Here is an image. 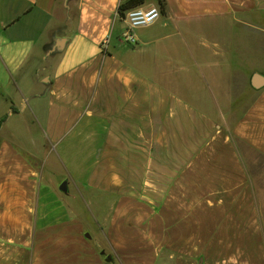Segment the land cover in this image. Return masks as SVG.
Returning a JSON list of instances; mask_svg holds the SVG:
<instances>
[{
  "label": "crops",
  "instance_id": "crops-1",
  "mask_svg": "<svg viewBox=\"0 0 264 264\" xmlns=\"http://www.w3.org/2000/svg\"><path fill=\"white\" fill-rule=\"evenodd\" d=\"M126 1L0 0V264H264V0Z\"/></svg>",
  "mask_w": 264,
  "mask_h": 264
},
{
  "label": "built area",
  "instance_id": "built-area-1",
  "mask_svg": "<svg viewBox=\"0 0 264 264\" xmlns=\"http://www.w3.org/2000/svg\"><path fill=\"white\" fill-rule=\"evenodd\" d=\"M162 16V9L159 5L137 6L125 10L124 15L120 16L126 22V29L119 35V40L131 46L138 44L136 30L154 24ZM110 40L108 35L102 46L107 48Z\"/></svg>",
  "mask_w": 264,
  "mask_h": 264
},
{
  "label": "rangeland",
  "instance_id": "rangeland-1",
  "mask_svg": "<svg viewBox=\"0 0 264 264\" xmlns=\"http://www.w3.org/2000/svg\"><path fill=\"white\" fill-rule=\"evenodd\" d=\"M248 42V41H247ZM250 47L249 43H246V47ZM237 83H233L230 86V96H217L215 103L218 104L219 110L221 113L222 111L225 114L231 115V119H236L240 109L245 107L246 103L251 99L252 96H255L256 89L253 88L251 84V77L248 76L246 79L238 77L235 80ZM224 106V107H223ZM246 157L249 159L253 157V155L246 150Z\"/></svg>",
  "mask_w": 264,
  "mask_h": 264
},
{
  "label": "trees",
  "instance_id": "trees-1",
  "mask_svg": "<svg viewBox=\"0 0 264 264\" xmlns=\"http://www.w3.org/2000/svg\"><path fill=\"white\" fill-rule=\"evenodd\" d=\"M159 1H161L160 4L163 6L162 0H159ZM144 2L145 0H128L122 3L119 8V15L120 16L124 15L125 10L140 6ZM12 111H15V108L12 109ZM8 118H9V114H6L0 118V130L2 129L4 123L8 120Z\"/></svg>",
  "mask_w": 264,
  "mask_h": 264
},
{
  "label": "water",
  "instance_id": "water-1",
  "mask_svg": "<svg viewBox=\"0 0 264 264\" xmlns=\"http://www.w3.org/2000/svg\"><path fill=\"white\" fill-rule=\"evenodd\" d=\"M65 43H66V39L63 38V39L59 40V43L57 44V47L59 49H62L65 46ZM252 85L255 88H261L262 86H264V77L259 75V74H255L252 77Z\"/></svg>",
  "mask_w": 264,
  "mask_h": 264
}]
</instances>
